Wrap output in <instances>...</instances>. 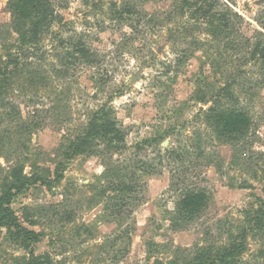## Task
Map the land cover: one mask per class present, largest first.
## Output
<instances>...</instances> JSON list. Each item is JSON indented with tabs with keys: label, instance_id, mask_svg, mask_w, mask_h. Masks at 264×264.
I'll return each instance as SVG.
<instances>
[{
	"label": "rangeland",
	"instance_id": "374dc122",
	"mask_svg": "<svg viewBox=\"0 0 264 264\" xmlns=\"http://www.w3.org/2000/svg\"><path fill=\"white\" fill-rule=\"evenodd\" d=\"M180 1L52 0L59 21L44 43L46 49L51 51L59 36L80 38L100 53L103 64L76 67L68 85L55 80L38 97L33 92L12 94L25 118L44 109L40 116L46 123L29 137L28 152L15 153L19 145L3 152L0 195L3 180L20 157L28 174L38 166L50 169L53 179L63 136L73 134L86 122L88 111L111 95L128 145L113 161L137 165L139 187L120 217L113 211L119 194H101L104 158L83 155L67 162L60 184L52 189L33 186L13 201L20 223L41 235L31 246L35 255L50 253L58 264L181 260L198 246L226 243L228 229L243 220L244 210L264 198V67L253 55L264 36V0H218L215 12L241 17L231 21L236 33L220 40L200 31L207 24L191 19L194 9L177 16ZM123 3L135 6L136 16L119 22L113 11ZM11 20L7 0H0V54L5 53V39L16 40L9 33ZM185 29L186 38L169 39ZM94 74L112 80L107 90L98 89ZM61 91L67 106L48 113ZM204 98L210 102L202 103ZM216 101L250 114L253 125L242 142L220 141L209 126L205 112ZM186 189H204L210 200L200 218L178 230L171 220ZM248 244L247 259L264 248V238L249 237ZM29 253L0 227V264H27ZM260 261L264 263L263 256Z\"/></svg>",
	"mask_w": 264,
	"mask_h": 264
},
{
	"label": "trees",
	"instance_id": "16d2710c",
	"mask_svg": "<svg viewBox=\"0 0 264 264\" xmlns=\"http://www.w3.org/2000/svg\"><path fill=\"white\" fill-rule=\"evenodd\" d=\"M7 2L12 16L9 33L11 36L16 35V40L11 42L5 39L3 43L5 53L0 54V157L7 148L12 150L15 145H19L15 153L28 152L30 147L26 142L29 141V137L36 130L42 129L46 123V117L40 116L44 113V109L37 110L25 118L22 109L11 99L13 93L33 92V97H38L40 89L52 87L55 80L68 85L67 82L76 67L85 65L98 68L103 64L100 53L80 38L69 39L59 36L53 41L52 50L46 49L44 43L59 21L52 0H7ZM218 5V0H181L176 15L183 16L186 9H194L190 15L191 19L207 24L206 28L200 31L214 40H220L236 33L231 27V21L240 20L241 17L231 11L215 12ZM113 12V19L126 22L128 18L136 16V7L123 3L121 7L115 6ZM169 18L171 20L173 16L170 15ZM188 32L187 29L183 33L177 31L176 34L169 35V39L186 38ZM253 55L264 67V36L254 45ZM51 57H56L59 61H49ZM47 63L50 65L49 68L45 65ZM105 77L101 74H94L92 77L101 91L107 90L112 82L109 77ZM27 89L33 91H26ZM222 91L228 90L222 89ZM62 92L55 94L58 98L55 97L54 108L49 109L48 113L54 111L56 113L62 106H67L61 97ZM113 98L114 95H111L100 106L88 111L86 122L73 134L63 136L56 150L58 163L53 179L51 170L43 167L37 166L38 172L32 171L28 174L24 159L20 157L3 180L0 195V227L7 228L13 237L30 250L27 264H58V262L50 253L35 255L31 251V246L41 240V235L20 223L12 208L13 201L20 193L33 186L41 185L52 189L60 184L64 179L67 162L75 157L89 155L104 158L101 194L104 196L109 192L119 194L116 196L113 211L120 217L127 212L126 208L139 187L136 176L138 167L134 163L120 165L113 161L115 155L128 149L127 133L119 123L116 111L111 105ZM201 102L207 104L210 101L204 98ZM215 105L205 114L206 121L220 141L237 144L248 137L253 120L247 111L221 107L218 101ZM152 141L157 142L156 139ZM245 184H249V181H245ZM247 187L245 185L243 188ZM209 200L210 196L204 189H186L176 204L171 220L173 228L183 229L185 225L200 218ZM258 202V205H252L244 210V218L238 225L228 229L226 243L198 246L194 253L187 254L181 260L175 259L166 263L156 259L150 264H264L260 261V257L264 258L263 247L258 249L257 254L253 253L251 258H246L250 250L249 237L258 240L264 238V198H258Z\"/></svg>",
	"mask_w": 264,
	"mask_h": 264
},
{
	"label": "water",
	"instance_id": "95a60500",
	"mask_svg": "<svg viewBox=\"0 0 264 264\" xmlns=\"http://www.w3.org/2000/svg\"><path fill=\"white\" fill-rule=\"evenodd\" d=\"M165 144H167V142H165Z\"/></svg>",
	"mask_w": 264,
	"mask_h": 264
}]
</instances>
